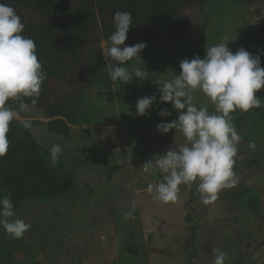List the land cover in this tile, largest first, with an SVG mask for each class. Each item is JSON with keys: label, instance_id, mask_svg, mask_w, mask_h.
Listing matches in <instances>:
<instances>
[{"label": "rangeland", "instance_id": "obj_1", "mask_svg": "<svg viewBox=\"0 0 264 264\" xmlns=\"http://www.w3.org/2000/svg\"><path fill=\"white\" fill-rule=\"evenodd\" d=\"M189 13L195 20L190 32L140 53L138 66L148 72L144 80L110 81L102 54L109 45L103 40L97 44V74L75 94L83 116L68 137L48 133L50 119L43 109L28 114L30 130L50 163L62 166L77 190L23 202L13 219L31 227L20 239L0 227V264H213V248L227 253L225 264H264V107L232 113L241 137L233 169L237 184L222 189L213 204L200 202L195 183L181 186L176 203H160L146 192L148 184L163 176L140 167L185 144L175 129L166 134L157 130L179 115L171 103L161 102L160 84L181 74L182 60L204 58L207 46L223 42L233 53L244 48L253 55L264 0H202ZM131 63L135 61L127 66ZM152 96L148 114L138 115V99ZM256 96L264 98V89ZM193 102L214 111L202 92L193 93ZM164 109L171 115L161 116ZM53 144L62 147L55 164L49 154ZM251 193L259 196L255 212L244 208ZM132 200L138 204L129 219Z\"/></svg>", "mask_w": 264, "mask_h": 264}, {"label": "clouds", "instance_id": "obj_2", "mask_svg": "<svg viewBox=\"0 0 264 264\" xmlns=\"http://www.w3.org/2000/svg\"><path fill=\"white\" fill-rule=\"evenodd\" d=\"M113 20L115 30L108 38L109 46L102 51L108 64L109 80L122 84L131 83L134 77L144 80L148 72L138 65L146 44L126 46L125 43L132 27L131 12L116 11ZM24 31L25 25L15 9L0 2V157L9 150L8 133L13 121H19L25 129L32 127L28 114L35 109L47 79L36 44L23 35ZM227 44L207 46L204 58L182 60L181 74L160 84L161 102L171 103L179 115L177 120L158 124L157 130L166 134L175 129L184 137L185 144L171 148L140 167L144 173L159 171L163 176L146 188L155 201L176 203L181 186L190 188L195 183L200 202L210 205L218 199L222 189L237 184L233 169L241 137L232 113L264 107V98L256 96L264 89V67L259 55L253 56L244 48L233 53ZM132 61L135 63L127 66V62ZM194 92H202L214 111L198 107L193 102ZM154 102V96L138 99L137 114L147 115ZM13 103H18V107H13ZM21 114H25L24 119ZM160 115L170 116L171 112L164 109ZM248 147L254 150L255 142L250 141ZM61 153L60 145H51L49 154L53 164ZM137 204L136 200L131 201L127 218L134 219ZM14 208L10 193L0 196V227L11 238L20 239L31 225L23 219H13ZM213 254V264H225L226 252L213 248Z\"/></svg>", "mask_w": 264, "mask_h": 264}, {"label": "trees", "instance_id": "obj_3", "mask_svg": "<svg viewBox=\"0 0 264 264\" xmlns=\"http://www.w3.org/2000/svg\"><path fill=\"white\" fill-rule=\"evenodd\" d=\"M202 0H0L13 7L25 25L23 35L32 38L47 79L36 107L50 122L48 133L68 137L82 119L74 98L96 77L97 44L115 30L114 13L132 14L127 45L156 46L174 41L194 28L189 8ZM253 4L256 0H236ZM264 20L257 28L253 56L264 67ZM64 95L67 97L65 98ZM30 103V101H29ZM18 107V103H13ZM7 154L0 157V196L11 194L14 211L26 201L54 198L76 192L75 179L62 167H54L30 129L13 121ZM244 208L255 212L259 196L251 193ZM248 233L247 231L245 232ZM234 234V233H232Z\"/></svg>", "mask_w": 264, "mask_h": 264}]
</instances>
